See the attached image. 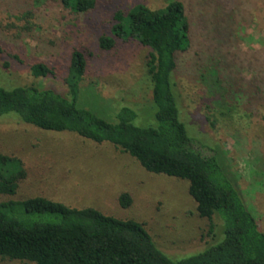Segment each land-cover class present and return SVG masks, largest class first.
I'll return each mask as SVG.
<instances>
[{"label": "rangeland", "instance_id": "374dc122", "mask_svg": "<svg viewBox=\"0 0 264 264\" xmlns=\"http://www.w3.org/2000/svg\"><path fill=\"white\" fill-rule=\"evenodd\" d=\"M171 0H98L74 13L60 0H0V86L36 85L67 93L74 49L86 52L79 104L115 122L121 107L135 109V123L155 125V103L147 74L150 48L118 40L100 48L114 14L137 4L164 8ZM193 26V46L181 55L175 75L180 116L195 147L217 156L264 232V99L252 80L264 77V0H181ZM44 63L54 74L35 77ZM210 68L222 90L208 86ZM208 75V74H207ZM208 78V77H207ZM256 80V79H255ZM0 152L20 158L27 176L15 195L0 201L44 196L76 208L93 207L119 219L146 223L156 245L177 260L218 241L224 220L199 216L189 181L146 170L111 142L97 143L71 131H48L0 116ZM124 192L133 204L120 205ZM0 264H34L0 257Z\"/></svg>", "mask_w": 264, "mask_h": 264}, {"label": "trees", "instance_id": "16d2710c", "mask_svg": "<svg viewBox=\"0 0 264 264\" xmlns=\"http://www.w3.org/2000/svg\"><path fill=\"white\" fill-rule=\"evenodd\" d=\"M74 13H85L98 0H60ZM193 26L181 0L164 8L135 5L118 10L110 34L100 48L112 50L118 40H138L149 47L147 74L155 103V125L135 123L138 113L124 106L112 122L81 105V84L87 69L86 52L71 54L67 93L36 85L0 86V116L15 115L22 122L48 131H71L97 143L111 142L136 158L149 172L189 181V194L200 217L224 220L221 238L203 251L174 260L157 247L146 223L119 219L93 207L76 208L44 196L0 201V257L34 264H264V232L217 156L195 147L180 116L176 72L181 55L193 46ZM35 77L54 74L44 63L32 66ZM208 74V75H207ZM204 74L208 86L222 90L218 71ZM208 77V78H207ZM256 79V80H255ZM252 80L264 99V77ZM27 176L23 161L0 152V195H15ZM120 205L133 204L130 193Z\"/></svg>", "mask_w": 264, "mask_h": 264}]
</instances>
